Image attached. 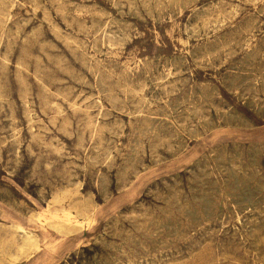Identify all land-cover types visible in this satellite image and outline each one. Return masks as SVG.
I'll return each mask as SVG.
<instances>
[{"label":"rangeland","instance_id":"obj_1","mask_svg":"<svg viewBox=\"0 0 264 264\" xmlns=\"http://www.w3.org/2000/svg\"><path fill=\"white\" fill-rule=\"evenodd\" d=\"M39 235L264 264V0H0V264Z\"/></svg>","mask_w":264,"mask_h":264},{"label":"crops","instance_id":"obj_2","mask_svg":"<svg viewBox=\"0 0 264 264\" xmlns=\"http://www.w3.org/2000/svg\"><path fill=\"white\" fill-rule=\"evenodd\" d=\"M55 253L56 251H34L32 255L25 259V262L23 264H49L53 254Z\"/></svg>","mask_w":264,"mask_h":264},{"label":"bare ground","instance_id":"obj_3","mask_svg":"<svg viewBox=\"0 0 264 264\" xmlns=\"http://www.w3.org/2000/svg\"><path fill=\"white\" fill-rule=\"evenodd\" d=\"M164 70V69H163ZM18 228H20L21 230L25 231L26 228L23 227L20 224H17ZM62 240L55 242V241H50L45 243L42 238L40 237V235L38 236V240L36 242V246L35 248L37 249L38 247L42 246V251H57L60 247H63V244L61 242ZM42 243V244H41ZM35 251V250H34Z\"/></svg>","mask_w":264,"mask_h":264}]
</instances>
